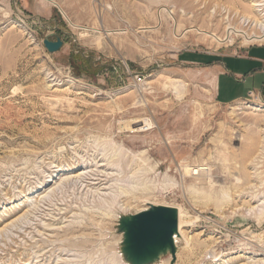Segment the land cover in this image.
Masks as SVG:
<instances>
[{"label":"rangeland","instance_id":"1","mask_svg":"<svg viewBox=\"0 0 264 264\" xmlns=\"http://www.w3.org/2000/svg\"><path fill=\"white\" fill-rule=\"evenodd\" d=\"M149 5L0 0V264H127L119 216L150 204L192 221L155 264L264 258V218L241 209L264 201V100L219 103L209 70L264 45V0Z\"/></svg>","mask_w":264,"mask_h":264},{"label":"water","instance_id":"2","mask_svg":"<svg viewBox=\"0 0 264 264\" xmlns=\"http://www.w3.org/2000/svg\"><path fill=\"white\" fill-rule=\"evenodd\" d=\"M64 42L45 38L49 52L59 51ZM122 235L121 253L127 264H155L163 256L171 254L175 262L178 247L179 209L173 206L150 204L135 214H122L117 225Z\"/></svg>","mask_w":264,"mask_h":264},{"label":"crops","instance_id":"3","mask_svg":"<svg viewBox=\"0 0 264 264\" xmlns=\"http://www.w3.org/2000/svg\"><path fill=\"white\" fill-rule=\"evenodd\" d=\"M209 70L219 103H235L259 90L264 100V45H253L240 54H224Z\"/></svg>","mask_w":264,"mask_h":264},{"label":"bare ground","instance_id":"4","mask_svg":"<svg viewBox=\"0 0 264 264\" xmlns=\"http://www.w3.org/2000/svg\"><path fill=\"white\" fill-rule=\"evenodd\" d=\"M47 1H49V0H47ZM147 1V3H149L150 5L151 4H156V3H158V1H163V0H146ZM166 2H169L170 0H165ZM177 1V0H176ZM123 2V1H122ZM121 2V3H122ZM134 4V3H133ZM257 4H259V3H257ZM256 4V6H258ZM149 5V6H150ZM254 6H255V4H254ZM117 7H118V5H117ZM144 7V6H143ZM112 8V7H111ZM136 8V7H135ZM147 10H148V8H147ZM105 11V10H104ZM184 11V10H183ZM249 11V10H248ZM111 12V11H110ZM133 14H136V15H149L148 13H145V11H141V9H139V8H136L134 11H131ZM121 13H123V12H121ZM85 14H91V12L90 11H87ZM97 14H101V12H97ZM113 14V13H112ZM118 14V13H117ZM126 15V14H125ZM128 15V14H127ZM154 15H155V13H154ZM261 15V14H260ZM111 16V15H110ZM120 16V15H119ZM124 16V15H123ZM116 17V16H115ZM100 18V17H99ZM154 19V18H153ZM256 19H259V17L258 18H256ZM253 20L254 19H251L250 17H245V22H247V21H249V23L250 22H253ZM261 20V19H260ZM254 21H256V24H258L259 23V20H254ZM260 24V23H259ZM261 24H263L264 25V23H263V21H261ZM262 31V30H261ZM213 35V34H212ZM264 35V34H263ZM253 38V37H252ZM260 40V39H259ZM264 40V39H263ZM261 41V40H260ZM259 41V42H260ZM175 82H179V85H175V92H177L178 94H181L184 90H185V86L183 85V83H180V81H175ZM177 89H179V90H177ZM263 103V102H262ZM264 120V119H263ZM140 122H142V120H137L136 122H134L135 124H137V123H140ZM146 123H145V125H143L142 127H138V128H133L132 130H133V132H146V131H149V130H151V129H153L154 128V126H152V124L150 123V121L149 120H146L145 121ZM137 127V126H136ZM255 140V139H254ZM259 142V141H258ZM257 142V143H258ZM262 143V142H261ZM260 146V145H259ZM254 148V147H253ZM253 148H252V150H250V151H247L248 153H254V151H253ZM259 152V151H258ZM261 152L262 153H264V146H262V149H261ZM257 156V155H256ZM262 156V155H261ZM132 158V157H131ZM259 159V158H258ZM138 160V159H137ZM139 160H141V159H139ZM260 160V159H259ZM129 161V160H128ZM132 161V160H131ZM131 161H130V163H131ZM134 162V161H133ZM140 162V161H139ZM144 163V162H143ZM256 163V162H255ZM141 164V163H140ZM256 164H258V163H256ZM104 164H102V166H103ZM130 165V164H129ZM256 166V165H255ZM129 167V166H128ZM130 169V168H129ZM195 169H191V171H190V174L192 173V175H200L201 174V172H202V170H204V168H201V169H196V171H194ZM243 170V169H242ZM127 171H128V169H127ZM194 171V172H193ZM136 173V172H135ZM135 173H133V174H135ZM138 174H139V172H137ZM141 173V172H140ZM244 173V172H243ZM137 174V175H138ZM124 175H125V177H122V178H124L123 180H125V182L126 183H128V185H126V186H120V188L122 189V191H124V192H126L127 190H129V188L131 187V188H133V186L131 185L132 184V182H134L133 180H132V182H131V177L130 176H128V172H125L124 173ZM127 175V176H126ZM132 175V174H131ZM143 175V174H142ZM105 177V178H104ZM134 177H136V176H134ZM138 177V176H137ZM77 178H79V179H81L82 181H85V180H87L88 181V185H101L102 183H103V181H105V180H109L110 181V179H108L109 177H108V175H105V174H101V173H94V172H91V173H86V174H78L77 175ZM245 178V177H244ZM133 179V178H132ZM238 179V178H237ZM240 179V178H239ZM242 179V178H241ZM121 181V180H120ZM239 181V180H238ZM106 182V181H105ZM108 182V181H107ZM117 184V183H116ZM121 184H122V181H121ZM104 185V184H103ZM138 186V185H137ZM88 187V186H87ZM102 187V186H101ZM118 187V186H117ZM119 188V189H120ZM135 188V187H134ZM116 189H118V188H116ZM118 189V190H119ZM130 191V190H129ZM128 191V192H129ZM132 191V190H131ZM118 192V191H117ZM128 192H126V193H128ZM246 192V191H245ZM256 192V191H255ZM122 194V193H121ZM242 194V193H241ZM242 197V196H241ZM115 198V197H114ZM247 198V197H246ZM252 198H254V199H256V198H258V195L256 194V195H252ZM253 199V200H254ZM259 200V199H258ZM252 201V200H251ZM249 202V201H248ZM243 206V205H242ZM244 207H245V210L246 211H248V214L249 215H255V217L259 220V219H261V218H264V201L263 202H261V204L260 205H254V206H252V205H244L243 206V208H241L242 210L244 209ZM146 209V208H145ZM120 217V216H119ZM257 220V221H258ZM262 222V221H261ZM191 223H192V221H191V219H190V217H188L187 215H186V213H185V211L183 210V209H179V233H180V236H181V234L183 235V228L184 227H187V226H190L191 225ZM75 231V230H74ZM180 236H177L176 237V244H177V241H178V238L180 237ZM259 239V238H258ZM179 243V242H178ZM248 245V244H247ZM123 257V256H122ZM169 258V257H168ZM254 259V258H253ZM159 262V261H158ZM159 264H167V261L166 260H164L162 263H159ZM253 264H264V258H261V259H258V260H254V262H253Z\"/></svg>","mask_w":264,"mask_h":264},{"label":"built area","instance_id":"5","mask_svg":"<svg viewBox=\"0 0 264 264\" xmlns=\"http://www.w3.org/2000/svg\"><path fill=\"white\" fill-rule=\"evenodd\" d=\"M249 96L252 99L255 98V100H257V101H263L262 97H261V93H255V92L251 91V92H249Z\"/></svg>","mask_w":264,"mask_h":264}]
</instances>
